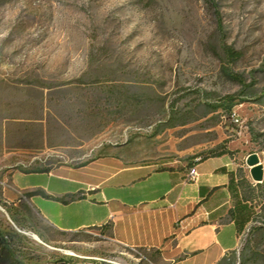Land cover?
Segmentation results:
<instances>
[{"label":"rangeland","instance_id":"obj_1","mask_svg":"<svg viewBox=\"0 0 264 264\" xmlns=\"http://www.w3.org/2000/svg\"><path fill=\"white\" fill-rule=\"evenodd\" d=\"M223 149L254 215L217 264H264V176L245 163L264 174V0H0V264H165L104 226H50L4 194L14 169Z\"/></svg>","mask_w":264,"mask_h":264},{"label":"crops","instance_id":"obj_2","mask_svg":"<svg viewBox=\"0 0 264 264\" xmlns=\"http://www.w3.org/2000/svg\"><path fill=\"white\" fill-rule=\"evenodd\" d=\"M241 178L228 154L178 166L112 152L77 165L14 169L4 194L60 231L104 226L114 242L158 249L165 264H217L254 215Z\"/></svg>","mask_w":264,"mask_h":264},{"label":"water","instance_id":"obj_3","mask_svg":"<svg viewBox=\"0 0 264 264\" xmlns=\"http://www.w3.org/2000/svg\"><path fill=\"white\" fill-rule=\"evenodd\" d=\"M246 165L249 167L250 176L254 181H261L263 179V167L260 164L258 156L256 153H250L245 159ZM58 264H64L60 262Z\"/></svg>","mask_w":264,"mask_h":264},{"label":"trees","instance_id":"obj_4","mask_svg":"<svg viewBox=\"0 0 264 264\" xmlns=\"http://www.w3.org/2000/svg\"><path fill=\"white\" fill-rule=\"evenodd\" d=\"M224 49H225V52H226V54L230 57V59H236V58H238V52H236V51H234L231 47H229V46H224ZM229 153H231V150H227V149H223V150H221V151H219V152H217V153H213V154H211V155H209V156H206V157H210V156H218V155H222V154H229ZM206 157H204V158H206ZM202 159V158H201ZM191 163H189L188 165H190ZM238 172V171H237ZM238 174L242 177L241 179L242 180H240V185L241 186H243V183L244 182H247V179L243 176V175H241V173L240 172H238ZM231 177H230V182H231ZM243 188V187H242ZM242 197L245 199V200H249V198L245 195V193H244V191H243V195H242ZM64 201V200H63Z\"/></svg>","mask_w":264,"mask_h":264},{"label":"built area","instance_id":"obj_5","mask_svg":"<svg viewBox=\"0 0 264 264\" xmlns=\"http://www.w3.org/2000/svg\"><path fill=\"white\" fill-rule=\"evenodd\" d=\"M196 160H198V159H196ZM196 174H197V172H196L195 168H194V167H191V168L189 169V176H190L191 178H194V177L196 176Z\"/></svg>","mask_w":264,"mask_h":264}]
</instances>
